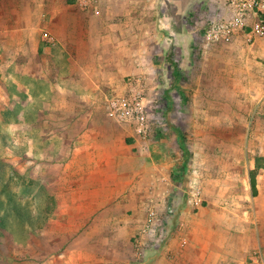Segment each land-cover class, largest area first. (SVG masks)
I'll list each match as a JSON object with an SVG mask.
<instances>
[{"label": "rangeland", "instance_id": "374dc122", "mask_svg": "<svg viewBox=\"0 0 264 264\" xmlns=\"http://www.w3.org/2000/svg\"><path fill=\"white\" fill-rule=\"evenodd\" d=\"M4 1L8 8L0 9V14L7 10L9 18L0 16V76L6 77L0 78V264H99L96 257L87 254L88 245L76 239L82 231V223H77L80 212L65 207L62 199H54L50 169L55 168V159L66 146L74 148L77 139L101 131L97 124L90 127L88 121H116L108 115V99L137 91L146 98L154 133V125L167 127L170 121L183 117L180 104L212 101V149L201 137L195 143L198 150L212 153V190L207 192L211 201L191 207L189 187L176 192L181 205L175 202L176 196H171L173 200L167 198L164 209H156L162 237L149 242L152 251L167 243L177 206L187 208L189 204L194 214L210 221L202 230L212 237V251L232 246L233 252L240 255L234 264H251L255 251L264 253V47L254 49L242 37L231 46H212V80L202 73L203 30L221 14L223 5L214 14L207 6L205 13L187 15L188 27L177 35L174 31L168 33L167 38L174 43H163L162 49L163 33L153 32L151 78H127L117 89L94 79L85 89L86 85L80 87L79 68L84 66L80 57L82 41L87 39L84 24L89 21V9L72 0L0 3ZM16 12L17 22L14 19L8 23ZM23 23L25 32L16 31ZM20 35L27 41L24 48L11 45ZM167 55L172 66L181 67L184 59L194 72L179 85L189 87L187 99L170 93L176 90L175 80L161 72L167 70ZM38 62V82L25 78L24 72L17 74L16 67H28L30 71L37 69ZM70 65L77 68L72 78L68 74ZM14 71L21 76L10 80ZM18 84L25 85L24 89L19 90ZM70 86L77 88V94L69 95ZM22 91L29 95L24 96ZM67 105L76 112H70ZM71 120H77V124L68 129L65 121ZM255 171L260 185L257 196L250 192V178ZM151 209H139L142 215H136L144 221ZM133 249L134 261L125 264L136 262L135 240Z\"/></svg>", "mask_w": 264, "mask_h": 264}, {"label": "crops", "instance_id": "0c3cea01", "mask_svg": "<svg viewBox=\"0 0 264 264\" xmlns=\"http://www.w3.org/2000/svg\"><path fill=\"white\" fill-rule=\"evenodd\" d=\"M97 6V13L93 10L87 11L89 21L84 24L87 39L82 41L80 63L84 66L79 68V78L80 87L86 85L85 89L92 86L94 79L111 84L113 89H117L116 87H120L119 83L127 78H151L155 58L153 32L163 33L162 43L160 42L162 49L163 43L165 46L169 42L174 43L167 38L168 33L174 31L177 35L180 29L188 27L187 15L205 13L207 6L212 14L221 6L220 12H225L223 0H98ZM6 8L8 4L1 2L0 9ZM2 13L0 16L9 18L6 16L9 14L7 10ZM15 15L17 12L11 15L8 23L14 19L17 22ZM25 30L24 23L20 29L16 28V31ZM19 37L20 39L11 45L24 48L27 41L22 35ZM236 41L237 39L209 44L204 40L201 46L205 57L202 73L212 80V46H231ZM243 41L246 42L245 39ZM178 42L179 39L177 44ZM251 45L254 49H262L264 40L257 39ZM164 52L162 56L166 55L167 51ZM169 58L170 55H167V70L161 72H167L169 78L175 80L176 90L170 93H177L187 99L191 94L189 87L179 85L192 70L184 59H181V67H177L172 66L173 61H169ZM39 65L38 62L37 69L33 66L35 70L30 71L28 67L26 70L24 67L20 70L16 67V71L17 74L24 72L25 78L38 82L41 80ZM73 70L77 68L70 65L72 73L68 74L71 78ZM13 73L14 76L8 77L10 80L21 76L15 71ZM23 87L25 85L18 84L19 90L24 89ZM70 88L69 95L77 94L76 87ZM20 93L29 95L26 91ZM67 106L70 107V112L75 110L71 105ZM84 108L87 106L84 105ZM178 108L183 116L179 117L180 120L168 121L167 127L154 125L157 132L154 133L152 127L148 137L137 135L126 123L88 121L90 127L97 124L96 127L101 131L90 133L91 136L87 139H77L74 148L66 146L63 154L59 152L56 157V166L50 169V176L55 183L52 186L54 199H62L65 207L80 212H77L81 214L77 223H82V231L76 239L88 245V248L85 247V250L88 249L87 254L96 257L99 264H125L134 261V240L135 245L138 240H142L140 237H143L142 231L146 221L136 215L142 208L149 206L155 210H163L166 199L171 196H176L175 202L181 205L182 201L176 194L181 187H189L187 197L191 207V195L196 190L201 192L202 204L204 200L211 201L207 192L212 190V153L198 150L195 143L201 137L200 139L208 141L209 148L212 146V101L184 103ZM76 124L77 120L65 121V127L68 129ZM124 133L129 135L125 137ZM65 144H69L67 139ZM232 168H228L230 173ZM253 173H256V191L252 186L251 175L250 192L251 195L257 196L260 191L259 173ZM189 204L187 208L177 206L179 209L171 222L174 228H170L167 243L158 251H152L153 245L150 247L149 242L155 239L147 237L144 239L145 255L138 261L135 254L134 264H234V260L240 258L230 245L212 251V237L206 230H202L206 229L210 221L194 214ZM139 214L142 215V212ZM73 232L77 234L79 231Z\"/></svg>", "mask_w": 264, "mask_h": 264}, {"label": "built area", "instance_id": "2783aa9c", "mask_svg": "<svg viewBox=\"0 0 264 264\" xmlns=\"http://www.w3.org/2000/svg\"><path fill=\"white\" fill-rule=\"evenodd\" d=\"M83 9L98 12V0H72ZM225 12L208 22L203 30V39L209 44H219L231 41L239 36L248 44H254L257 39H264V0H223ZM48 37V34H45ZM108 115L120 123H126L133 128L137 135L148 137L153 124L150 108L146 98L140 91L118 95L108 99ZM193 205H202L201 192L196 190L191 195ZM160 218L155 209H151L143 226L142 240L136 242V257L141 261L145 255L147 237L158 240ZM251 264H264V253L255 251Z\"/></svg>", "mask_w": 264, "mask_h": 264}, {"label": "trees", "instance_id": "16d2710c", "mask_svg": "<svg viewBox=\"0 0 264 264\" xmlns=\"http://www.w3.org/2000/svg\"><path fill=\"white\" fill-rule=\"evenodd\" d=\"M255 174L256 173L252 174V186H253L254 191H256V175Z\"/></svg>", "mask_w": 264, "mask_h": 264}]
</instances>
